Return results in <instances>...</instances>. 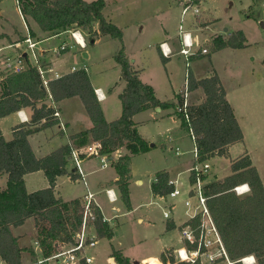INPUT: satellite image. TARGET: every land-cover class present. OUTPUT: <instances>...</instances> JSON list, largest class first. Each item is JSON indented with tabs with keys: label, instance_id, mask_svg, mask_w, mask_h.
Returning <instances> with one entry per match:
<instances>
[{
	"label": "trees",
	"instance_id": "1",
	"mask_svg": "<svg viewBox=\"0 0 264 264\" xmlns=\"http://www.w3.org/2000/svg\"><path fill=\"white\" fill-rule=\"evenodd\" d=\"M17 6L28 24L34 21L39 29L55 35L72 29L85 31L86 44L99 36L115 38L120 47L114 60L120 66L121 79L125 86L119 94L121 114L112 121L103 115L88 72L84 68L62 74L48 81L47 89L42 85L37 69L25 54L24 67L20 72L4 75L0 80V118L24 107H30L32 114L28 123L13 129V137L6 140L0 133V173H7L6 186L0 190V262L2 264H22L18 238L12 227L21 225L25 219L33 218L38 240L44 254L55 249V242H72L73 235L80 228L81 204L78 199L64 202L54 195L55 179L66 171V164L72 146H80L89 141H98L103 151L112 153L121 147L127 153L114 161L118 174L116 184L121 200L129 206L128 179L130 156L149 150L148 142L137 132L133 115L149 107L168 108L174 102L160 101L154 96L153 88L143 83L138 71L132 67L122 40V29L103 15L104 0H16ZM95 26H97L95 28ZM29 33L35 36L29 28ZM3 35H0V38ZM246 38L242 31L232 32L228 37L216 36L212 39L213 51L224 47L243 48ZM166 58L162 56V60ZM188 89H201L203 101L189 105L190 124L194 133L198 161H205L214 155L226 154L229 145L243 141V133L233 108L225 97V90L218 75L200 79L188 71ZM51 96L53 101L79 97L92 122L89 129L72 135L73 142L58 147L48 155L37 158L28 142V135L40 127H48L58 122L53 113L55 107L46 104ZM179 101V99L177 100ZM181 126L185 122L178 114ZM40 124L34 126L33 124ZM43 170L49 186L27 192L24 175ZM231 173L221 180L214 179L203 186L206 203L211 217L221 236L228 256L234 264H242L239 259L253 255L256 264H264V186L256 167L245 152L230 164ZM157 180L151 184L152 192L165 195L172 190L167 183L166 172H157ZM192 179V177H191ZM247 183L250 191L237 195L233 188ZM199 216L185 221L180 229L189 224L197 233ZM93 226L98 238L110 239L111 227L103 220L100 210L95 208ZM170 226V225H169ZM168 253V252H167ZM167 255V254H166ZM111 256L117 264H135L118 249L112 248ZM166 264H188L176 262L174 258L160 256ZM81 264H87L81 261Z\"/></svg>",
	"mask_w": 264,
	"mask_h": 264
},
{
	"label": "crops",
	"instance_id": "2",
	"mask_svg": "<svg viewBox=\"0 0 264 264\" xmlns=\"http://www.w3.org/2000/svg\"><path fill=\"white\" fill-rule=\"evenodd\" d=\"M176 1L175 8L178 11L175 17L176 23H173L172 13H168V17L161 21L158 32L153 34L154 39L149 41L145 46L140 43L137 44L136 47L138 52L136 53L129 51L130 49L124 41L125 31L121 28L124 51L132 67L138 71L141 81L149 84L153 88L154 96L160 101L175 103L173 107H149L133 115V121L135 122L137 132L148 142L150 148L146 152L130 156L128 179L129 206H126L121 200L118 185L116 184L118 174L113 163L118 156L115 154H112L109 165L104 168L100 167V161L96 157L83 160L82 168L85 173L86 184L74 173L73 165L69 159L66 164L65 173L58 175L55 179L53 189L54 195L64 202L78 199L81 204L83 196L87 191L93 193L97 208L100 210L102 217L107 221L113 232L110 239L105 237L98 238V240L105 239L109 241V247H107V249H109L107 262L109 264H117L111 256L112 248L120 250L132 263L137 262V260L129 255L130 249L126 245L125 236L117 233L118 230L121 231L123 228L119 218L123 215L126 216L127 213L134 214L136 211L142 210L140 215L136 217V223L139 225L144 224V227L135 241L140 243H142V241H148L150 244V248L140 256L138 261L139 264H165L160 258L161 254H164L165 258H167V252L182 247L184 244L180 236V226L188 220V216L185 214L186 207L184 201L187 199L186 190L191 180L190 168L194 158L189 147H183V150H180V145H176L177 143L181 144V141H183L185 137L181 133L184 128L181 126V120L176 114L175 106L177 97L179 96L178 92L183 86L187 70L191 71L197 79L207 77L211 75L212 72L218 75L225 90V97L233 108L243 133V141L232 144L229 147V151L231 152L235 147L239 146V150L236 152L237 155L246 152L252 164L256 167L264 186V160L259 161L254 156L255 150L258 148L261 149V154L264 156V59L255 63L254 59L251 58L250 65L247 64L244 66L241 65L240 61L235 60L221 67L214 63L215 58L210 55L209 61L206 62L207 65L203 66V62H198L204 58L201 57L204 54H198L191 57L190 66L188 68L185 66L183 58H181L182 62L180 60L179 62L172 60L175 55H178L176 30L180 17V0ZM1 3L2 0H0V4ZM256 3L257 2L254 1L253 4L248 5L247 18L254 16V7ZM17 11L22 22L21 28H18L12 21L5 17L4 11L0 7V18L3 19H0V35H3L0 38V80L4 77L2 73L3 68L11 64L9 61L14 62L11 58L17 56L19 52L26 50V44L23 42V39L28 33L29 28L34 31L37 36V38H34V36L30 35L32 40L36 42V49L41 56L43 65L47 68H51V71L47 72V76L50 77V79L53 78L54 73H58L61 76L62 74L70 72L72 66L76 68L86 66L87 68L86 63L78 60L79 53L83 58L89 57V53L84 51L87 45L84 49L79 45H74L71 48H67L65 51L55 52L54 48L64 41L72 44V40L69 35L67 36L66 34L67 32L48 35L42 32L34 21L29 20L27 24L18 6ZM171 11L172 10H170V12ZM109 19L114 22L112 17L109 16ZM115 25L119 27L116 23ZM213 26H215L214 23L211 28H213ZM124 28L126 29V27ZM223 30L227 31L229 34L237 30L242 31L246 38V45L243 48L224 47L217 51H213L211 54L214 56L216 54L225 53L228 57H231L235 54L234 51L244 50L250 45L247 39V32L243 29L234 28L229 30L223 28ZM107 37L108 36H99L93 44ZM54 39H59V42L53 43ZM163 41L167 42L173 51V55L166 58L165 61L162 60V55L158 48V44ZM119 45L120 42L117 39L109 37V87L103 86L104 78L96 83L92 81L87 68L93 88L103 93V97L98 99V101L107 121L115 120L121 114L119 94L125 86V81L121 79L120 66L114 60V54L119 49ZM150 58H153L154 63H156L153 67V72H151L154 73V78L150 76L149 72L150 65L148 62ZM155 59L158 61H155ZM112 70L114 72H112ZM116 83H119L120 87L114 90V84ZM195 91H199L204 95L200 88ZM192 92L193 91H191V93ZM45 102L47 105L55 107L59 112L60 121L64 129L61 128L58 119L57 123L48 127H40L38 131L28 135V142L37 158L48 155L60 146L72 143V135L82 130L89 129L92 126L91 120L86 123L84 118L85 113L83 112L84 106L79 97L75 96L61 101H53V99L48 96ZM31 114L32 109L30 107H24L1 117L0 133L6 140H10L13 137V129L22 123H28ZM42 122H44V120L33 125L40 126ZM247 132L252 136V138H250L251 143H253L254 139L257 140L255 145L249 144V140L247 141ZM157 138H161L162 142L160 147H163L162 149L165 148V151L174 152L176 160H172L165 156L158 162V166L154 165V161L151 160V155L156 148L155 141ZM174 145L175 147H173ZM176 148H178V153L176 152ZM119 152L121 155L127 153L126 149L123 147L120 148ZM135 157H141L140 160L144 161V165L147 168H154L151 169L154 170L152 171L154 175L151 180L148 179L145 187L144 179L139 177L140 173L139 168L135 165ZM95 158L98 159L97 162H95ZM157 172H166L168 179L176 181V187L180 189L181 193L173 198L168 197L166 194L159 195L153 193L151 184L154 182ZM229 173L230 171L226 175ZM184 174H186L185 177L183 176ZM226 175H224L223 178ZM7 176L5 172L0 173V190L6 186ZM24 182L27 192H33L49 186V182L43 170L26 173L24 175ZM76 186H78L80 190L76 194L71 195L73 194L72 192L75 191ZM142 187H144V194L139 196L136 189ZM109 188L113 189L116 195V200L113 202L109 201L105 193V190ZM135 194L137 196H135ZM190 201L193 203L195 202L194 199ZM115 202H118L120 205H114ZM104 204L110 205L108 212L105 211ZM166 211L169 214L168 218L164 216V212ZM11 230L12 233L17 236L19 245L23 248L21 252L22 264H31L38 256L44 254L38 240L33 218L30 217L25 219L21 225L12 227ZM91 250L89 251V255L92 257L90 254ZM93 262L94 258L92 257V262L90 264H94ZM0 264L2 263L0 262ZM166 264L170 263L167 262Z\"/></svg>",
	"mask_w": 264,
	"mask_h": 264
},
{
	"label": "rangeland",
	"instance_id": "3",
	"mask_svg": "<svg viewBox=\"0 0 264 264\" xmlns=\"http://www.w3.org/2000/svg\"><path fill=\"white\" fill-rule=\"evenodd\" d=\"M88 1V0H87ZM90 1V0H89ZM92 1V0H91ZM105 7L103 9V15L105 18L109 19V16L113 18V21L119 25V28H122L124 33V41L129 47V51L138 52L136 47L137 44L147 45L149 41L154 39L153 34L158 32V28L161 26V21L168 17V13H172L173 23L175 24L176 13L178 12L175 8L176 0H104ZM255 2L256 6L254 7V16L251 18H247V7L249 4H253ZM262 0H202L201 7L204 10L205 23L203 25H209L210 28L204 29L200 34V39L208 38L207 41L203 43V47L208 49V53L204 54L201 57H204L198 63L203 62V66L207 65L206 62L209 61V56L215 58L216 65L225 66L228 65L230 61H240L241 65H250L251 58L254 59V62H260L261 59H264V28L261 27L260 21L264 18V9L262 8ZM0 7L4 11V16L7 17L10 21H12L18 28L22 27L21 19L18 15L17 4L15 0H2ZM170 10H172L170 12ZM1 19V18H0ZM3 20V19H1ZM110 21V19H109ZM112 22V21H111ZM112 22V23H114ZM114 23V24H115ZM213 28L212 27V25ZM97 26H95L96 28ZM126 27V29L124 28ZM223 28H227L229 30L237 28L243 29L247 32V39L249 42V46L244 50L234 51L235 54L231 57H228L225 53H220L219 55L211 54L213 52L212 47V39L216 36H221L223 38L228 37L230 34L227 31H224ZM82 31V30H81ZM82 31L84 37L87 35ZM216 32V33H213ZM67 36L69 33H66ZM34 38H37L35 35ZM87 38V37H86ZM59 42V39H54L53 43ZM61 44V43H60ZM58 46V45H57ZM120 46V45H119ZM124 47V45H123ZM144 48V47H143ZM125 50V49H124ZM84 51L89 53L88 58H83V56L79 53L78 60L86 63L87 68L90 73V77L92 81L99 82L104 78L103 86L109 87V37L102 39V41L97 42L96 44L87 43ZM20 53V52H19ZM18 53V54H19ZM17 55V54H16ZM15 57H12L11 60L15 61ZM41 59V56L39 57ZM183 58L180 54L175 55L172 60L179 62ZM157 59H155L156 61ZM158 61V60H157ZM182 62V61H181ZM12 65L14 62L9 61ZM149 72L152 78L155 77L153 72V67L156 63H154V59H149ZM184 63V62H183ZM11 64L5 66L2 70L4 75L10 74L13 72L10 68ZM6 65V63H5ZM227 70V69H226ZM112 72H114L112 70ZM115 89L117 90L120 87L119 83L114 84ZM179 96L177 97V100ZM204 95H202L199 91H193L190 94L189 102L190 104L199 103L203 101ZM176 100V101H177ZM177 103V102H176ZM85 113L84 118L87 122H90V119L86 115V111L83 109ZM178 116V113L176 111ZM179 118V117H178ZM181 132L185 139L181 141V144L177 143L176 145H180V150H183V147H189L190 152L193 149V141L190 139L189 135L185 127ZM187 138V139H186ZM250 136L247 132V141L249 144L251 143ZM253 141V139H252ZM256 139H254L252 145H255ZM91 142V141H89ZM161 138H157L155 141L156 148L152 152L151 160L154 161V165L158 166V162L163 159L165 156L167 158H171L172 160H176V156L174 152L165 151V148L160 147ZM239 143V142H238ZM227 148L226 154L219 156L214 155L213 157L206 160L209 165V172L206 175V182L210 180H221L224 175H226L230 170V164L233 160L237 159L243 153L237 155L236 152L239 150V146L235 147L231 152L229 151V147ZM175 147V145L173 146ZM192 154V153H191ZM254 156L260 161L264 160V156L261 154V149L258 148L254 152ZM141 157H135L136 160L135 165L139 168V177L144 179V187L147 185L148 179H152L154 175L153 167L147 168L144 164V161L140 160ZM98 159L95 158V162ZM156 163V164H155ZM155 166V167H157ZM150 169V170H148ZM148 170V171H146ZM229 173V174H230ZM184 177L186 174L183 175ZM221 177V178H220ZM144 187L137 188L136 192L139 196L143 195ZM136 188V187H135ZM80 188L78 186L75 187V191L72 192L74 195L76 194ZM135 196H137L135 194ZM114 205H120L118 202H115ZM182 206V205H181ZM109 204H104L105 211H109ZM141 211H136L134 214H126L119 218L121 225L123 228L121 231L118 230V234H122L125 236L126 245L130 249L129 255L133 257V259L137 260L135 264L139 263L140 256L143 255L150 247L148 241L136 242L135 239L139 237L140 233L143 231V225H139L136 223V217L140 215ZM185 217V216H184ZM119 227V226H118ZM94 228L92 226L89 227V231L93 232ZM118 229V228H117ZM90 254L94 258V264H109L108 261V250L109 241L105 239H99Z\"/></svg>",
	"mask_w": 264,
	"mask_h": 264
},
{
	"label": "built area",
	"instance_id": "4",
	"mask_svg": "<svg viewBox=\"0 0 264 264\" xmlns=\"http://www.w3.org/2000/svg\"><path fill=\"white\" fill-rule=\"evenodd\" d=\"M202 0H180V17L177 25V41L178 51L184 61L185 66H190L191 57L198 54H207L208 49L203 47V43L208 38L200 39L201 32L204 29L210 28L209 25H203L206 21L202 20L204 10L201 7ZM262 8L264 9V0H262ZM261 25L264 28V18L261 20ZM28 30V29H27ZM69 33V37L72 40V44L68 42H62L54 48L55 52L65 51L67 48H71L74 45H79L81 48H85L86 40L80 29H72L66 31ZM79 38L82 42H80ZM26 44V50L21 51L15 58L14 64L10 66L14 73L20 72L24 67L23 54L27 56L26 59L37 69L42 85L47 89L48 81L50 77L47 76V72L51 71V68H47L43 65L40 54L36 49V42L32 40L30 33L26 34L23 39ZM161 55L165 58H169L173 55V51L167 42L163 41L158 44ZM87 71L86 66H83ZM76 68L71 67V71ZM60 76L58 73H54L53 78ZM189 79L188 70L185 74L184 83L181 90L178 92L179 101H177L175 110L180 114L181 118L185 122V129L190 139L193 141V164L190 168L191 177L186 190L187 199L184 201L186 207L185 214L188 216V220L196 216H199L200 223L198 225L197 233L194 228L189 224L183 226L180 229V236L184 241L182 247L174 249L167 253V258H174L176 262H187L188 264H234L226 251L221 236L215 226V223L209 212V208L206 203V196L204 194L203 186L206 183V175L209 172L210 165L205 160L203 162L198 161V151L195 146L194 133L190 124L189 118V97L191 91L188 89ZM95 90V89H94ZM97 99L103 97V93L98 89L95 90ZM51 98V96L49 95ZM53 115L59 119L61 128L64 129L62 122L60 121V115L57 110ZM119 149H116L112 153H106L103 151L102 144L98 141H91L84 145L72 146L68 159L73 165V171L77 174L78 178L86 184L85 173L82 168V162L84 159L96 157L100 161V167L104 168L109 165L110 157L112 154L121 156ZM178 153V148H176ZM157 178H154V182ZM167 183L172 185V190L166 195L168 197H176L181 193L180 189L176 187V181L168 179ZM237 195H244L250 191L247 183L237 185L233 188ZM105 193L109 201L116 200V195L113 189H106ZM93 193L87 191L83 196L81 203V223L80 228L73 235L72 242H55V249L49 254H41L31 264H81V261L90 264L92 257L89 255V251L97 244L98 237L95 229L93 232L89 231V227L93 226L95 220V208L97 207ZM194 199L195 202L190 200ZM166 218L169 217L168 212H164ZM104 220V218H103ZM246 259V260H245ZM242 264H256V259L253 255L248 257H242L239 259Z\"/></svg>",
	"mask_w": 264,
	"mask_h": 264
},
{
	"label": "bare ground",
	"instance_id": "5",
	"mask_svg": "<svg viewBox=\"0 0 264 264\" xmlns=\"http://www.w3.org/2000/svg\"><path fill=\"white\" fill-rule=\"evenodd\" d=\"M79 40H80V42H82L80 38H79ZM248 256H250V255H247V256H245V257H248ZM245 260H246V259H245Z\"/></svg>",
	"mask_w": 264,
	"mask_h": 264
},
{
	"label": "water",
	"instance_id": "6",
	"mask_svg": "<svg viewBox=\"0 0 264 264\" xmlns=\"http://www.w3.org/2000/svg\"><path fill=\"white\" fill-rule=\"evenodd\" d=\"M91 43L93 44V41H91ZM84 55H86V54H84ZM137 264H139V263H137Z\"/></svg>",
	"mask_w": 264,
	"mask_h": 264
}]
</instances>
